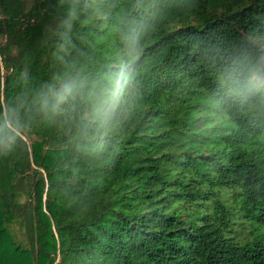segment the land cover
Instances as JSON below:
<instances>
[{"label":"trees","instance_id":"trees-1","mask_svg":"<svg viewBox=\"0 0 264 264\" xmlns=\"http://www.w3.org/2000/svg\"><path fill=\"white\" fill-rule=\"evenodd\" d=\"M132 38L106 132L40 106ZM0 40V264H264V92L233 81L264 59V0H0Z\"/></svg>","mask_w":264,"mask_h":264},{"label":"clouds","instance_id":"clouds-1","mask_svg":"<svg viewBox=\"0 0 264 264\" xmlns=\"http://www.w3.org/2000/svg\"><path fill=\"white\" fill-rule=\"evenodd\" d=\"M142 55L138 39L132 38L89 80L78 83L71 74H66L46 83L40 92V106L57 115H61L63 109H70L77 131L106 132L122 112ZM237 80L239 95L248 97L264 92V59L258 60L246 74L237 71L234 83Z\"/></svg>","mask_w":264,"mask_h":264},{"label":"rangeland","instance_id":"rangeland-1","mask_svg":"<svg viewBox=\"0 0 264 264\" xmlns=\"http://www.w3.org/2000/svg\"><path fill=\"white\" fill-rule=\"evenodd\" d=\"M2 42V40H0ZM13 54H15V52L13 51ZM30 178L28 177H24V178H17L16 179V182H15V186H16V189H18L19 191H22V190H28L30 188ZM22 203H25L24 201H22ZM238 216H241V213L240 212H235V217H238ZM239 220V223L236 222V224L234 225V231H235V235L236 236H239L241 234H245L246 233V230L243 232L244 229H247V234L248 235L251 230H252V227H258L255 223H253L252 221H254L253 219H250L251 221H248L247 219H238ZM242 221V223H241ZM261 233L263 234L264 233V227H260L258 229V233ZM245 235V236H246Z\"/></svg>","mask_w":264,"mask_h":264}]
</instances>
